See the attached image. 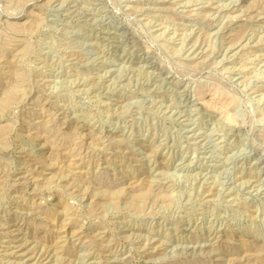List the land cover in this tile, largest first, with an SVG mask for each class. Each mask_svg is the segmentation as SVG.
<instances>
[{
	"label": "rangeland",
	"instance_id": "rangeland-1",
	"mask_svg": "<svg viewBox=\"0 0 264 264\" xmlns=\"http://www.w3.org/2000/svg\"><path fill=\"white\" fill-rule=\"evenodd\" d=\"M0 264H264V0H0Z\"/></svg>",
	"mask_w": 264,
	"mask_h": 264
}]
</instances>
